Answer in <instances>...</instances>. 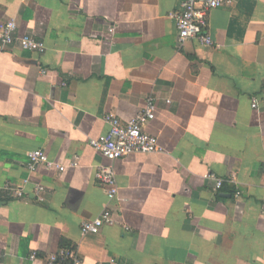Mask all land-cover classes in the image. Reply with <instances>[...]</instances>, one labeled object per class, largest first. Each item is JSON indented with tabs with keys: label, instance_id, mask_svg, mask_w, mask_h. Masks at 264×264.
<instances>
[{
	"label": "crops",
	"instance_id": "obj_1",
	"mask_svg": "<svg viewBox=\"0 0 264 264\" xmlns=\"http://www.w3.org/2000/svg\"><path fill=\"white\" fill-rule=\"evenodd\" d=\"M179 9L0 0V21L45 44L0 46V264H44L63 241L82 264H264V0L210 9L212 46L178 41ZM148 97L155 116L144 130L161 151L115 160L107 202L96 179L106 160L89 138L107 131L106 114L127 121ZM32 149L78 165L30 173ZM207 173L232 181L213 193ZM105 207L117 223L82 234Z\"/></svg>",
	"mask_w": 264,
	"mask_h": 264
},
{
	"label": "built area",
	"instance_id": "obj_2",
	"mask_svg": "<svg viewBox=\"0 0 264 264\" xmlns=\"http://www.w3.org/2000/svg\"><path fill=\"white\" fill-rule=\"evenodd\" d=\"M230 0H180V9L171 15L175 19L177 38L179 42H183L187 38H195L199 43L212 46L213 41L207 33V16L208 11L212 8L223 4H228ZM112 31V29H109ZM0 46L18 47L23 50H29L42 53L45 50L43 41L35 39L28 33L19 34L17 31V23L14 19L0 21ZM152 97H148L142 110L127 121L121 120L113 113L104 116L107 124V131L95 138H89V144L98 152L105 160L98 166L96 171V179L106 187L107 202H111L117 195V185L115 181V173L113 162L122 156L131 153H155L161 151L156 136L147 133L144 125L153 120L155 116V104ZM251 107L258 108L256 98L252 99ZM78 162L73 160L68 163H60L50 160L46 152L42 149H32L26 152V167L30 173L37 171L39 168L48 170L65 171L68 168H75ZM264 171V167H263ZM205 178L211 180L213 185L211 190L217 193L224 182L232 181L231 178L224 179L214 173H207ZM42 189L39 185L36 187L37 192ZM14 196L21 197L23 192L15 190ZM237 196L238 193L236 192ZM117 220L108 207L95 217L82 220L80 223V232L82 234H96L105 225H114ZM30 260L36 258L35 253L30 254ZM82 264V260L74 248L63 246L56 252L50 253L45 258L44 264Z\"/></svg>",
	"mask_w": 264,
	"mask_h": 264
},
{
	"label": "trees",
	"instance_id": "obj_3",
	"mask_svg": "<svg viewBox=\"0 0 264 264\" xmlns=\"http://www.w3.org/2000/svg\"><path fill=\"white\" fill-rule=\"evenodd\" d=\"M62 246H66V247H69V248H74V247H72V245L69 243V242H65V241H63V243H62Z\"/></svg>",
	"mask_w": 264,
	"mask_h": 264
}]
</instances>
